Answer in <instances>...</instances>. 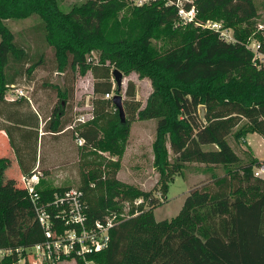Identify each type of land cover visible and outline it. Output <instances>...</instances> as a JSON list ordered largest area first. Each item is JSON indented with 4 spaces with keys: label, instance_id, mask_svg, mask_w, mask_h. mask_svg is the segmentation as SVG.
Instances as JSON below:
<instances>
[{
    "label": "trees",
    "instance_id": "1",
    "mask_svg": "<svg viewBox=\"0 0 264 264\" xmlns=\"http://www.w3.org/2000/svg\"><path fill=\"white\" fill-rule=\"evenodd\" d=\"M163 1L127 6L126 0H78L64 7L60 0H0V131L23 185L14 188L6 173L11 163L1 154L0 249L8 253L0 264H15V249L25 264H32L22 250L42 239L21 177L33 173L36 161L39 168L37 146L45 134L55 138L73 129L67 127L66 108L76 73L90 71L91 91L101 95L92 100V118L79 125L76 137L83 140L82 147L121 154L126 123L119 122L115 108L117 121L104 135L100 132L113 106L103 98L112 87L110 66L149 80L151 90L142 107L133 100V83L127 82L124 109L130 117L154 119L152 164L160 177L168 167L180 170L196 162L202 173L209 172V182L190 189L173 217L155 220L152 207L157 199L115 179L117 161L90 168L77 187L88 219L136 197H142L147 208L115 224L106 248L88 258L94 264H264V180L251 172L259 160L248 147L241 160L228 141L231 135L245 145L248 133L264 140V61L247 46L248 37L256 36L257 51L263 50L262 38L254 32L257 7L253 0H194L193 20L181 23L176 8ZM31 15L39 19L36 28L51 50L52 69L63 75L62 90L48 82L58 101L44 117L29 98H4L7 87L29 78L45 60L42 52L30 54L1 22ZM208 19H222L224 26L233 27L234 40L226 42L218 32L202 27ZM112 91L119 93L116 86ZM206 145L213 148L203 149ZM8 181L10 192L5 191ZM64 189L38 177L33 192L36 202L44 203Z\"/></svg>",
    "mask_w": 264,
    "mask_h": 264
},
{
    "label": "rangeland",
    "instance_id": "2",
    "mask_svg": "<svg viewBox=\"0 0 264 264\" xmlns=\"http://www.w3.org/2000/svg\"><path fill=\"white\" fill-rule=\"evenodd\" d=\"M78 0H60L64 7ZM256 7V16L254 17V32L261 36L264 42V0H253ZM127 6H133L131 0H126ZM194 6V0H193ZM123 9L119 12L121 14ZM195 15V8H194ZM38 17L31 15L24 18H11L2 20V24L10 30L14 39L21 45L28 48L30 54H44V63L34 69L31 76L21 77L13 87L23 90V93L30 100L32 108L38 109L41 117L48 115L52 106L58 101L55 91L48 87V82L53 86L63 89L62 82L56 71L52 69L51 50L47 47L38 30ZM216 22L220 25V30L234 40L233 27L224 26L222 19H208L204 23ZM237 24L235 25V27ZM256 36L248 37V48L258 43ZM92 60L96 59V52H91ZM264 61V60H263ZM110 72L113 70L109 67ZM111 75V74H110ZM113 89L115 83L110 77ZM128 81L133 83V100L142 107L151 88L147 78H138L134 72L122 73L121 85L119 93L112 91L113 94H119L121 97L122 108L124 112V120L126 123V134L122 142V152L119 156L111 155L104 150H90L88 147H82L78 144L76 130L79 125L83 124L76 119L80 115L92 114L91 102L94 98H98L100 94H93L91 84L93 78L90 71L83 74H75L72 98L69 102L70 108H66V116L69 117L70 124L73 129H68L61 134L59 138L53 139L49 134H45L41 140V147L38 143L37 154L40 152L39 176L51 186L63 188H77L81 183L82 175L92 167L109 164V162L117 161V168L114 177L118 181L136 187L139 190L149 191L150 194L157 199V204L152 207V213L155 220L170 219L179 210L184 196L188 191L195 187L209 182V172L202 173V165L196 162L186 163L180 170L168 167L161 171L163 176L160 177L158 170L152 164L151 142L154 134V119H137L135 116L130 117L124 109V101L129 100L125 95V88ZM13 87H7L4 91V97L10 98ZM24 98V97H23ZM104 98V96H103ZM114 107L109 109V121L101 124L100 132L103 135L110 130L114 121H117V115H114ZM199 114L201 109L199 108ZM43 119V118H42ZM42 127V124H39ZM43 129V128H42ZM75 130V131H74ZM247 140L250 145L235 142L229 135V143L239 155L241 160H245V152L247 146L253 149L258 157L264 156V140L257 133L248 135ZM246 142V141H245ZM213 148L211 145L203 146V149ZM168 157H171L170 150L167 145ZM11 155H13L11 151ZM110 164L108 165V167ZM12 164H9L6 170L7 174L13 175L11 171ZM217 174H221L220 167L216 169ZM41 174V175H40ZM14 188H22L17 175H13ZM147 208V207H146ZM29 231V237L34 238L33 230ZM66 264H78L74 260H67Z\"/></svg>",
    "mask_w": 264,
    "mask_h": 264
},
{
    "label": "built area",
    "instance_id": "3",
    "mask_svg": "<svg viewBox=\"0 0 264 264\" xmlns=\"http://www.w3.org/2000/svg\"><path fill=\"white\" fill-rule=\"evenodd\" d=\"M156 0H131L134 6H139ZM171 4L176 8L177 15L181 23L190 22L194 18L193 0H167L163 5ZM184 5H188L185 9ZM202 27L218 32V36L226 42L233 40L224 31L220 30V25L216 22L203 23ZM259 43L251 47L254 56L264 60L263 50L257 51ZM11 100L16 97L28 99L23 90L13 87L10 93ZM104 98L111 99L112 89L105 93ZM92 118V114L80 115L76 121L84 123ZM67 127L72 128L71 125ZM78 144L83 140L78 137ZM252 175L264 180V159L252 166ZM27 194L33 203L35 221L40 227L42 239L24 248L22 252L32 259V264H60L62 261L74 260L82 264H94L88 258L90 254L106 248L109 241V230L117 223L129 217L135 216L146 209L145 201L142 197L132 200H122L118 208H106L100 217L88 219L85 203L82 199L81 191L77 188H67L61 192H55L50 201L44 203L36 202L37 195L33 192V187L37 183V172L29 176H22ZM18 259L15 264H25L21 251L15 249ZM7 250L0 249V257L7 254Z\"/></svg>",
    "mask_w": 264,
    "mask_h": 264
},
{
    "label": "crops",
    "instance_id": "4",
    "mask_svg": "<svg viewBox=\"0 0 264 264\" xmlns=\"http://www.w3.org/2000/svg\"><path fill=\"white\" fill-rule=\"evenodd\" d=\"M1 132H2V131H0V155L3 154V153H5V155H6L7 158H8V163H11V164L13 165V170H12L13 175H17V177H18V176H20V172H19V170H18V168H17V165H16V163H15L14 156L11 155V149L9 148V145H8V143H7V140H6V137H5L4 134H2ZM39 133L41 134L40 129H39ZM249 134H251V133H248V134H246V136H245V141H246V144H247V145H250L249 141L247 140ZM60 135H61V134L56 135L57 137H55V138L52 137V135H50L49 137H51V138H53V139H57V138L60 137ZM247 147H248V150L250 151V153H251V155H252L253 157L257 158L259 161H261V160L264 159V156H263V157H258V156L254 153V151H253L252 148H250L249 146H247ZM39 159H40V154H39ZM32 171H33V172H37V175L39 176L40 170L37 168V161H36V164L34 165ZM38 172H39V173H38ZM13 175H10V177L13 178ZM40 175H41V174H40ZM8 182H10V181H8ZM10 184H11V182L8 183V184L5 186V187H7V190H5L6 192H10V190L8 189V188L10 187ZM185 196H186V195H185ZM185 196H184V197H185ZM183 199H184V198H183ZM182 201H183V200H182ZM60 264H66V261H62Z\"/></svg>",
    "mask_w": 264,
    "mask_h": 264
},
{
    "label": "water",
    "instance_id": "5",
    "mask_svg": "<svg viewBox=\"0 0 264 264\" xmlns=\"http://www.w3.org/2000/svg\"><path fill=\"white\" fill-rule=\"evenodd\" d=\"M110 74L112 75V79L115 83V86L117 87V89L119 90L120 85H121V78H122V74L120 71H118L117 69H113ZM56 75H59L60 80L63 81V75L62 73L57 72ZM63 85V82H62ZM111 104L114 106V108L117 110V115L119 118V122H124V112H123V108H122V103H121V97L119 94H113L111 96Z\"/></svg>",
    "mask_w": 264,
    "mask_h": 264
}]
</instances>
